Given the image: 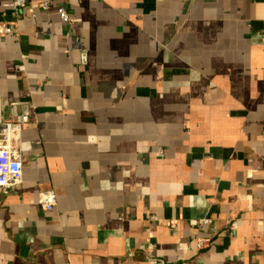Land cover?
<instances>
[{
  "label": "crops",
  "instance_id": "0c3cea01",
  "mask_svg": "<svg viewBox=\"0 0 264 264\" xmlns=\"http://www.w3.org/2000/svg\"><path fill=\"white\" fill-rule=\"evenodd\" d=\"M11 1L0 264H264V0Z\"/></svg>",
  "mask_w": 264,
  "mask_h": 264
},
{
  "label": "built area",
  "instance_id": "2783aa9c",
  "mask_svg": "<svg viewBox=\"0 0 264 264\" xmlns=\"http://www.w3.org/2000/svg\"><path fill=\"white\" fill-rule=\"evenodd\" d=\"M28 0H12L8 7L19 13L26 7ZM53 5L49 1L42 3V8L46 11L51 10ZM57 12L65 23H70L72 17L67 8L63 6L57 7ZM17 31L13 23L0 22V35H10ZM30 121L28 114H23L19 120L14 118L5 119L0 122V190L8 192L12 188L19 185L23 180V166L25 162L24 156L14 147V140L23 130L25 125ZM39 200L46 210H52L56 205V193L54 190L40 192ZM211 218L206 217L200 221V225L211 223ZM237 221L236 216H231L228 223L234 227ZM207 244V240L201 239L199 247L203 248Z\"/></svg>",
  "mask_w": 264,
  "mask_h": 264
}]
</instances>
